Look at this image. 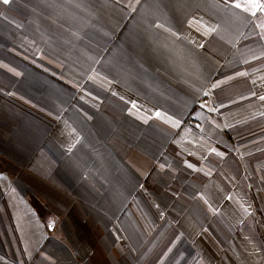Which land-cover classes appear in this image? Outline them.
<instances>
[{"label":"crops","instance_id":"obj_1","mask_svg":"<svg viewBox=\"0 0 264 264\" xmlns=\"http://www.w3.org/2000/svg\"><path fill=\"white\" fill-rule=\"evenodd\" d=\"M248 1L0 0V264H264Z\"/></svg>","mask_w":264,"mask_h":264},{"label":"rangeland","instance_id":"obj_2","mask_svg":"<svg viewBox=\"0 0 264 264\" xmlns=\"http://www.w3.org/2000/svg\"><path fill=\"white\" fill-rule=\"evenodd\" d=\"M248 3L251 5L252 9L253 10H260L262 15H260L261 17V20H263L262 22H264V0H249ZM189 123L193 126H197L198 123L193 120V119H190L189 120ZM43 218L48 222V225L49 227H51L53 225V220L51 218V215L46 213L45 211L43 210H40ZM129 242L127 241H124L122 242V245H124V247L126 248V244H128ZM192 264H194V262H192Z\"/></svg>","mask_w":264,"mask_h":264},{"label":"snow or ice","instance_id":"obj_3","mask_svg":"<svg viewBox=\"0 0 264 264\" xmlns=\"http://www.w3.org/2000/svg\"><path fill=\"white\" fill-rule=\"evenodd\" d=\"M2 2L4 3V4H7V3H9V0H2ZM238 7H239V5H237ZM261 99H264V97H261Z\"/></svg>","mask_w":264,"mask_h":264}]
</instances>
